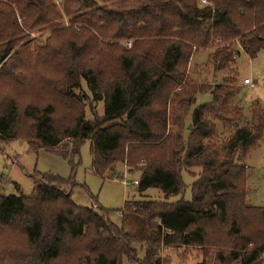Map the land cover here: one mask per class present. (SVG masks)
Listing matches in <instances>:
<instances>
[{"label":"trees","instance_id":"trees-1","mask_svg":"<svg viewBox=\"0 0 264 264\" xmlns=\"http://www.w3.org/2000/svg\"><path fill=\"white\" fill-rule=\"evenodd\" d=\"M205 1L64 0V26L58 0H0V149L22 139L70 158L74 173L90 140L97 175L120 179L125 162L141 172L140 194L165 195L127 200L117 225L112 210L73 200L82 187L97 202L74 174L35 172L30 195L0 194V232L21 233L32 264H169L166 247L199 249L195 264L263 263L264 207L248 205L245 161L264 141V104L246 117L230 100L241 52L264 50V0ZM217 40L208 59L222 80L192 83V57ZM84 100L103 114L87 119ZM184 171L192 199L173 203Z\"/></svg>","mask_w":264,"mask_h":264},{"label":"rangeland","instance_id":"rangeland-1","mask_svg":"<svg viewBox=\"0 0 264 264\" xmlns=\"http://www.w3.org/2000/svg\"><path fill=\"white\" fill-rule=\"evenodd\" d=\"M59 1V0H58ZM57 4L61 11L62 18L60 25H69V17L65 15L63 10L64 0H60ZM206 3V1H205ZM31 37L38 39L35 42H44L45 35L40 33H32ZM220 40H217L213 46L206 49H200L195 56L192 57L188 71L189 78L192 83H205L206 85H214L221 79V73L213 76V68L209 61V55ZM40 43V44H41ZM120 44L124 45L125 41ZM238 83L241 86V91L234 96L230 102L233 105L242 106L245 116L250 115L249 109L252 101L258 99L264 104V50L255 59H251L244 52L237 58ZM250 78L255 83V86L245 84L244 79ZM84 95L90 93L84 81H82ZM77 92H79L77 90ZM82 95L81 93H78ZM83 96V95H82ZM91 97V96H90ZM212 100L210 91L199 93L197 95V104H208ZM42 100V102H44ZM82 102L84 113L87 119H92L91 108H96L98 115L104 112L102 102L96 104L89 100ZM189 119H185V124L189 123ZM191 128V125H188ZM185 133V132H184ZM224 134V133H223ZM4 150L0 149V194H24L30 195L33 191V180L31 175L40 173H53L64 178L74 174L75 180L83 185H86L90 192L97 198V202H92L87 191L82 188H74L73 200L84 206H98L112 210L110 219L115 224L121 223V210L125 202L130 199L152 198L157 200H165L164 193L157 188H150L140 194L137 190L135 180H139L140 171L127 173L129 167L125 162L118 163L116 166L118 172L121 173L120 179H105L97 175L92 169L91 142L85 140L80 147V153L73 158L76 165L74 173L71 170L70 158H65L58 151L38 149L34 150L30 147L27 141L16 139L9 144L3 145ZM248 170V196L247 202L251 206L264 207V141L251 151V154L246 159ZM193 171H198V168H192ZM183 180L186 188L181 194L169 197V201L176 203L181 199H192L191 184L194 181L191 172H183ZM96 201V200H95ZM95 205H94V204ZM10 237L13 240H2L3 237ZM165 261L169 264H195L201 259L199 249L192 247H166L163 250ZM32 259L29 257V249L24 236L18 232L4 231L0 232V264H32ZM124 264H137L124 261ZM264 264V254L263 263Z\"/></svg>","mask_w":264,"mask_h":264},{"label":"built area","instance_id":"built-area-1","mask_svg":"<svg viewBox=\"0 0 264 264\" xmlns=\"http://www.w3.org/2000/svg\"><path fill=\"white\" fill-rule=\"evenodd\" d=\"M60 1V0H59ZM203 2L205 3V0H203ZM128 45L130 46L131 45V42H128ZM244 82L245 84H250L251 86H255V83H253L250 78H245L244 79ZM139 181L138 180H135L134 181V184L138 185Z\"/></svg>","mask_w":264,"mask_h":264},{"label":"crops","instance_id":"crops-1","mask_svg":"<svg viewBox=\"0 0 264 264\" xmlns=\"http://www.w3.org/2000/svg\"><path fill=\"white\" fill-rule=\"evenodd\" d=\"M149 190V189H148ZM146 191L144 192V195H145Z\"/></svg>","mask_w":264,"mask_h":264}]
</instances>
